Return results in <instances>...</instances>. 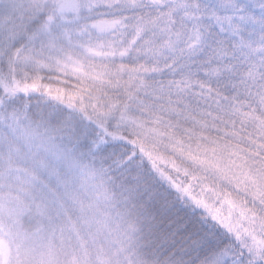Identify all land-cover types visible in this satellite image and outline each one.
<instances>
[{"label":"snow or ice","instance_id":"6c2138e0","mask_svg":"<svg viewBox=\"0 0 264 264\" xmlns=\"http://www.w3.org/2000/svg\"><path fill=\"white\" fill-rule=\"evenodd\" d=\"M0 264H264V0H0Z\"/></svg>","mask_w":264,"mask_h":264}]
</instances>
